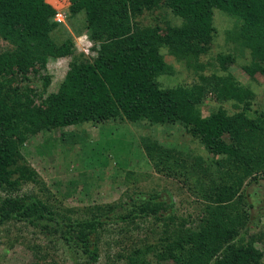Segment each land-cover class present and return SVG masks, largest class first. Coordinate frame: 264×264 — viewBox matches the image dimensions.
Here are the masks:
<instances>
[{"label":"trees","instance_id":"trees-1","mask_svg":"<svg viewBox=\"0 0 264 264\" xmlns=\"http://www.w3.org/2000/svg\"><path fill=\"white\" fill-rule=\"evenodd\" d=\"M166 4L179 22L143 23L144 14ZM216 11L235 19L231 38L248 52L250 77L264 75V0H70L67 19L79 35L87 34L94 55L77 51L48 0H0V38L8 42L0 48V227L8 249L24 244L38 256L33 264H101L103 252L110 258L127 240L113 264H264L256 246L263 237L247 232L255 204L242 193L245 184L264 179V111L254 109V87L231 74L205 72L213 64L203 57L216 33ZM166 53L191 82L173 76ZM217 57L220 71L226 70L232 56ZM61 58L69 60L67 68L57 90H50L49 63ZM208 98L220 105L204 115ZM86 124L128 128V143L137 144L141 159L147 154L157 172L190 184L195 216H178L167 188L128 189L126 199L84 206L67 204L76 181L45 196L25 192L28 183H45L27 161L26 143L43 135L37 151L50 155L59 145L87 143ZM132 124L180 128L190 145L182 150L133 138ZM12 222L23 224L15 234ZM118 230L119 239L103 236ZM37 234L46 241L37 242Z\"/></svg>","mask_w":264,"mask_h":264},{"label":"rangeland","instance_id":"rangeland-1","mask_svg":"<svg viewBox=\"0 0 264 264\" xmlns=\"http://www.w3.org/2000/svg\"><path fill=\"white\" fill-rule=\"evenodd\" d=\"M48 1L52 3L58 11L69 13L70 0ZM214 16L216 33L212 36L213 41L210 53L203 57L204 61H211L213 64H208L205 72L212 73L213 71H218L225 74V76L231 74L242 84L254 87L256 91L254 109L264 111V75L258 72L255 74L254 78H252L245 70L244 64H246L248 60V52L240 42H233L235 40L231 38L232 31L234 32L236 27L235 19L228 17L220 11H216ZM141 18H143V23L145 25H152V27L157 25L166 27L170 20L172 22H179L178 17L168 8L167 4L159 9L155 8L153 12L146 13ZM65 25L71 30L77 51L89 52L91 55H94L95 53L91 49L93 43L88 38L87 34L83 33L79 35V33H77L78 31L71 26L68 19ZM77 26V28L82 29L81 24ZM7 46L8 42L0 38V48H5ZM221 54L231 55L233 59L226 64L227 69L224 71H220V63L219 60L217 61V56ZM165 57L167 62L172 64L177 71L173 76L178 77V79L184 82H191L194 79L191 75H183L180 73L183 67L176 62L173 56L166 53ZM68 61L67 58H61L52 60L49 63V70L53 77L50 90H57L64 76ZM219 105V102L214 98H208L202 106L203 114L209 115L211 111L216 109ZM223 106L230 112L234 111L230 102L223 103ZM106 125L108 126L109 124ZM127 126L133 129V138L134 134L139 138L143 136L150 137L152 140H156L165 146L177 147L182 150H185L190 145L188 136L185 135L180 128L175 127L170 129L166 126H150L147 124L143 126L137 124ZM86 128L89 132V142L86 141L87 143H85L79 141L73 146L65 145L64 147L63 145H59L56 151L50 155H41L37 151L39 143L44 140L43 135L34 137L26 143L25 153L27 161L37 170L40 178L45 182L44 185L47 187H41L44 186L43 184L37 186L28 183L24 186L25 192L33 190L35 193L45 196L52 192L55 193L57 189L65 191L70 181H76L78 185L76 193L67 199V204L84 206L94 202L108 203L118 201L119 199H126L125 192L128 189L130 193L134 191H148L154 193L165 191L164 188H167L171 190L173 195L177 215L180 217H188L190 214L195 216V214H193L196 205V203H194L195 195L190 192V184L180 183V181L178 182L176 179L166 177L164 174L157 172L152 163L148 161L149 158L144 152L145 156L141 159L138 155L140 148L138 149L137 144L131 147L128 143L130 135L128 128L112 126L111 129L105 130V128L92 124H86ZM56 135H59V131L56 132ZM225 137L226 139L229 138L228 135H225ZM101 139L102 142L100 143ZM98 143H100L101 147L99 151L97 150ZM83 159L85 163L82 162ZM129 172H132V174H129ZM89 188L92 190L91 195L86 193ZM242 193L244 195L247 194L248 201L255 204V207L250 209L252 218H249L248 222V227L251 226L247 231L248 236H253V233L261 235L263 240H258L256 246L264 251V179H261L258 183L245 184L242 187ZM4 195L5 192L0 190V198ZM149 221H151V219ZM12 223L13 224L9 225V227L13 229L12 234H15V231H18L23 224L21 222ZM144 224H148V222ZM193 224L194 223H189V225L192 226ZM3 228L4 227H0V236ZM115 228L116 227H114V229ZM141 235L142 237L146 236L143 232H141ZM37 236V242L44 243L46 241L41 234H37ZM103 236L104 238L109 237V240L121 238L119 230L113 232L111 235L105 234ZM149 237H152V235H149ZM151 239H153V237ZM4 240L5 237L3 239L1 236L0 264H33L36 262L38 258L37 254H34V252L24 244L18 242L15 247L8 249L7 246L9 244L6 241L7 239ZM128 242L130 241L126 240L122 245L115 246L110 258L106 257V254L103 252L100 263L113 264V255L117 252H122ZM129 250L130 249L126 250L125 253ZM60 253L63 258H66L61 250ZM64 264H73V262L68 259ZM118 264H125V262L121 260ZM166 264L174 263L170 261Z\"/></svg>","mask_w":264,"mask_h":264},{"label":"built area","instance_id":"built-area-1","mask_svg":"<svg viewBox=\"0 0 264 264\" xmlns=\"http://www.w3.org/2000/svg\"><path fill=\"white\" fill-rule=\"evenodd\" d=\"M56 19H57V21H59V22L66 23V20H67V14H66L64 11H58V12L56 13Z\"/></svg>","mask_w":264,"mask_h":264}]
</instances>
